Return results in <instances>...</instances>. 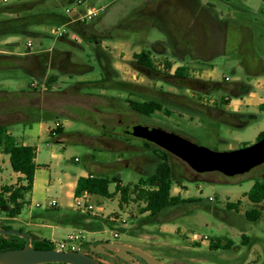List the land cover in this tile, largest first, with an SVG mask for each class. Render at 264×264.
<instances>
[{
	"label": "rangeland",
	"instance_id": "1",
	"mask_svg": "<svg viewBox=\"0 0 264 264\" xmlns=\"http://www.w3.org/2000/svg\"><path fill=\"white\" fill-rule=\"evenodd\" d=\"M34 1H40L39 3L42 4L37 5L31 12L22 11L19 7V3ZM81 1L83 3L79 5L78 0H7L3 4V0H0V7L3 8L18 4L15 7L16 13L5 14L1 17L9 19L29 14L55 13L72 19L85 14V11L109 7L111 2L117 1L110 7L108 13L104 14L105 16L95 18L94 23L99 35L112 36V41H106L102 47L104 53L102 55L109 61L108 69L114 73L115 80L143 87L140 91L143 96L162 100L165 108L173 112L170 117L164 113H156L151 118L132 117L123 119V121H133L137 125H156L169 132L190 138L200 146L217 152L234 151L256 143L258 134L264 130V111L259 108L243 109L242 112L246 115L253 116L252 119L246 118L248 123L244 127L236 125L235 120L228 119L227 122L219 118L217 120L201 114H192L186 108L172 104L166 97H160L158 93L186 94L197 101L199 99L200 102L207 103L209 101L219 102L224 97L227 99V105L230 103V96L221 90L212 91L209 95L190 90L180 91L178 87L150 79L134 67L133 55L143 50L152 53L155 67L160 71L167 70L166 63L173 65L169 72H174L178 66L186 65L191 61L189 56H186L185 61H179L171 54L169 46L173 40H177L178 33L168 32L166 27L155 18L138 15L141 12L142 0ZM203 1L212 4L218 15L227 22L229 21L231 25L235 22L251 30L250 49L264 63V0ZM187 2V0H176L174 4L177 7L181 5L187 8ZM224 24L222 29L228 26ZM58 27L63 28L67 37L61 38L55 34ZM27 32L0 36V123L9 124V129L13 131L18 143L25 142L36 148L42 178L46 182L50 181L53 188H50L47 193L42 189L43 191L33 198L32 195H28L22 214L16 220H10L1 214L0 225H11L14 230L22 229L31 233L33 237H37L34 233H39L44 239L55 243L65 241L72 233H82L86 239L80 245L81 252L83 249L104 246L106 243H117L141 249L166 264H264V203L262 219L258 223L248 222L245 219V212L250 208V203L244 196L256 180L264 179V165L245 175L231 178L219 173L195 177L183 171V165L174 159L176 163L181 164L174 174V178L181 180V183L174 186L172 195L199 201L165 211L158 221L166 222V224L146 226L142 232L136 229L138 219L144 217L141 214V204L130 202L120 208V200L117 196L113 199L94 196L91 201L95 210L101 209L106 217L114 218L116 214L118 215L114 230L105 228L104 231L97 233H83L82 231L76 233L71 225H58L52 222L48 215L52 212L46 210L47 203L56 200L62 208L75 204V201L70 198L69 183L73 181L67 176L80 174L81 170L89 164L90 159L97 164H115L119 159L130 162L128 165L121 164L104 169V173H98V175L118 178L123 186L138 183L142 177L152 173L155 167L151 164L148 166L144 164V166L141 162H133L135 157H147L144 155L147 153H117L124 149L117 147L119 149L111 150L100 141V128L116 133H128L129 128H126L123 123H118L117 120L122 118L116 117L114 113L118 111L119 105L126 104L124 101L129 97L125 93L114 90L101 92L97 89L76 85L77 81L102 79L104 62L96 53L97 47L91 48L82 34L66 26L37 24L30 26ZM29 41L33 43L32 51L37 54L48 51L45 57L49 58L52 55L51 50L69 53L71 62L84 66V68L60 71L55 66L47 70L45 75L38 74L34 77L27 71L29 66L24 60ZM159 43L165 45L167 49L164 54H162L164 49L161 47L155 50V46ZM212 56L210 65L216 69V73L199 67L198 64L189 66V73L205 80L228 83L239 80L247 85H255L254 74L258 71L255 68L257 66L254 69L243 67L241 48L237 47L235 42L230 41L226 53L219 49ZM53 74L59 76V83L52 88V91L62 92H48L44 86H38L37 92L32 90L39 81L43 83L45 78ZM72 85L75 86L64 90V87ZM22 89L29 90L32 95L21 92ZM86 93H101L106 98L82 95ZM259 94L264 98V93L259 92ZM132 99H138V97L133 96ZM29 106L47 113L27 108ZM114 107L116 109H113ZM99 111L100 114L97 113ZM60 112L66 113L73 120L53 115ZM24 115L30 116L31 120L25 119ZM58 118L64 121L63 129L66 138L61 144L64 150L55 152L58 145L50 139L40 140L36 124L44 121L47 128H52L55 127ZM130 143L137 147L141 145L139 139H133ZM94 146L95 148H91ZM54 152L58 155L53 156ZM2 159L0 160V174L5 171L4 182H10L13 170L9 161L4 170L5 160ZM2 183L3 180H0V187ZM115 187V184H111L110 191L114 192ZM237 201H241L238 210L227 209L228 203ZM58 213V215H64L70 212L64 209ZM28 223L44 226L33 228L28 226ZM121 226L128 231L123 234L117 230ZM131 231L138 236H132ZM115 234L119 237L116 238ZM194 235L203 239L207 237L209 242H193ZM242 235L249 237L248 246L243 245ZM217 239H222L224 243L230 239L234 242V246L228 251L211 250L210 242ZM108 252L117 253V251ZM110 254L102 255L99 260L103 264H147L139 257H136V260L126 261Z\"/></svg>",
	"mask_w": 264,
	"mask_h": 264
},
{
	"label": "trees",
	"instance_id": "2",
	"mask_svg": "<svg viewBox=\"0 0 264 264\" xmlns=\"http://www.w3.org/2000/svg\"><path fill=\"white\" fill-rule=\"evenodd\" d=\"M39 2L40 1L19 3V7L22 9V11L31 12L37 5L42 4ZM3 3L6 2L3 1L2 4ZM16 6H18V4L10 7H0V36L25 34L28 33L27 30L30 26H34L37 24H53L54 26H66L72 28L73 30H77L78 32H80V34L82 35L85 34L83 33V30L89 28V34L94 39L95 45L97 46V52L101 50L100 45L102 41L96 40V38L99 37L102 39H112L111 35H99L100 33L96 31L97 29L94 26L95 20L86 23H72L71 21L73 18L71 19L63 17L55 13H44L42 15L29 14L24 17L16 16L14 18L2 19V15L16 13ZM65 37L67 36H63L61 38ZM47 53L48 52L43 54L47 56ZM152 56L153 55L151 52L143 50L140 53H136L133 55L134 60L132 64L138 70V72L149 77L150 79L163 81L166 84L173 86L171 84V81H169V78L173 77L171 75V72H169L172 69L173 65L171 63H166L165 67L167 70L160 71L155 67ZM103 67H105V70L102 68L104 70L102 79L81 83L80 86H84L85 88L89 89L105 91L114 90L116 92L127 94L129 98L124 101L126 104L124 103L125 105H119V107H117L118 111L114 114H130L131 118H151L156 113H164L166 116L170 117L173 114L170 109L165 108L164 102L162 100L147 98L146 96H143L140 92L143 90V87L130 82L115 80L114 73L108 69V65H105ZM188 75L189 68L186 66H178L175 69V78H185ZM58 83L59 76L57 74H53L45 78L43 83L39 81V83H37L36 87L34 88V91L37 92L36 89L38 88V86H44L46 91H51L52 88ZM222 92L226 93L223 90ZM26 94H31V92H27ZM85 95L100 97V95H98L97 93H86ZM133 96H137L138 99H132ZM226 105L227 99L222 97V99L218 102V106L222 108ZM27 108L39 110L44 114L47 113L34 107L29 106ZM113 109H116V107H114ZM27 120H31V117ZM57 122L60 121L57 120L56 123ZM100 131L102 137H109L113 139L116 138L123 142L130 143L131 140L137 139L126 132L117 134L116 132H111L101 128ZM63 134L64 130L62 127L53 130L52 132L53 138L60 137ZM262 139H264V132H261L258 135L256 142H259ZM139 140L141 141L140 147H137L132 144L133 147L129 148L128 152L147 153L144 155H147L148 158L152 159V161H154L153 164H155V169L152 173L142 177L138 183L129 186H123L120 180L116 177L110 178L108 176H102L98 174H91L88 177H81L78 179L77 182V186L75 189V198L81 196L83 193L101 196L107 199H113L114 197L119 195L120 208H123L130 202L141 204V214L144 217L138 219V227L136 229L142 232L144 231V228L146 226L166 224V222L158 221V218L165 211L172 208L184 206L186 204L196 203L199 200L183 199L178 195H172V190L174 186L181 183V180H176L174 178V157L150 142L141 139ZM133 148L135 150H132ZM0 152L9 157L12 170L15 173L23 175V178L20 179L19 185L2 186L0 189V215L3 214L8 219L15 220L22 214V211L26 205L25 198L33 190L34 178L37 170V165L35 163L36 149L32 146L18 143L15 136L8 134V128L2 125L0 126ZM129 163L130 162H127L123 165H128ZM119 165L121 164L116 165V167ZM111 184L116 185L114 192L110 191ZM244 196L248 199L250 203V208L245 212V219L251 223H258L262 219L263 215L264 179L256 180L249 192H247ZM240 204L241 201H237L236 203H228L227 209L231 211L238 210ZM49 212H52L48 214L49 219L52 222L58 225H71L76 229L88 233L101 232L104 231L105 228H110L111 230H114L117 225V221L112 220V217L82 214L79 212L69 213L67 215H58L59 213L55 209H52ZM0 228L6 230L14 229L11 225H0ZM117 230H119L123 234L128 231L122 226L119 227ZM18 231L26 233L31 237L32 246L35 249H55L54 243L51 240L35 236L33 237L31 233L25 232L22 229H19ZM130 234H132V236H138L135 235L134 231H131ZM242 240L244 246H248L250 244V239L246 235H242ZM25 245L26 241L20 237L0 235V252L14 249H22L25 247ZM233 246L234 242L230 239L226 240L225 243L222 239H217L216 241H211L209 247L211 250L228 251L231 250Z\"/></svg>",
	"mask_w": 264,
	"mask_h": 264
},
{
	"label": "flooded vegetation",
	"instance_id": "3",
	"mask_svg": "<svg viewBox=\"0 0 264 264\" xmlns=\"http://www.w3.org/2000/svg\"><path fill=\"white\" fill-rule=\"evenodd\" d=\"M175 1L176 0H157L155 2L150 3L141 12V14L147 15V17L155 18L159 23L163 24L166 27V30H168V32L173 31L174 33H178L177 40H173L171 44L174 45L175 51L177 50V52L179 53V54L174 53V55H177V59L179 61H185L186 56H189V58L191 59L198 58L204 62L208 60L211 61L213 57L212 55L214 54L215 51H217L216 46L218 45V40H217L218 38L216 36L217 34L216 25L212 22L213 20L209 16L210 15L209 12L207 10L200 9L201 22L199 23L192 19L194 14L196 13L195 11L200 5V0H187L189 2V3L187 2L188 4L187 8H184V6L182 7L181 5H178L177 7V5L174 4ZM83 33H85L83 34V36L85 37L91 36L89 34L90 32H87L85 30H83ZM158 47H161L163 49L166 48L165 45L159 43L155 46L156 51L159 50ZM50 52L52 53V55L50 54L51 56L48 58L45 57L44 54H37L33 52L32 49L31 50L26 49V52L24 54V60L28 63L29 66L27 67V71L31 75L36 77L38 74L45 75L47 70L55 66H57V69L60 71L62 70L69 71L72 69L76 70L81 68L70 62L69 54H61L59 52H56L55 50H51ZM186 67L189 68V66ZM102 68L105 70V67ZM174 72H171V75L173 77H170L169 81H171L173 87H179L180 91L190 90L199 94L209 95L212 91L223 90L227 94L233 95L246 90L247 87L246 84L243 82L226 83V82H218L215 80H205L195 77L190 73L185 78H175ZM73 87L74 85L68 88H73ZM32 90L34 91V89ZM158 94H160L161 95L160 97L162 98L166 97V99H168V101H170L172 104H178L183 108H186L192 114H201L217 120L219 118L222 121H227V122L228 119L234 120L239 118V115L237 114L225 112L224 110H222L218 106V101H209L207 103L202 101L200 102L199 99L197 101L186 94H173V93H165V92L163 93L161 92ZM24 117L25 119H30V116L24 115ZM116 117L122 118L121 120L118 119L117 122L126 125L127 128H129L128 133H130V127L132 125H137L133 121H126V120L123 121V119H130L131 118L130 114H126V115L116 114ZM147 126L157 127L156 125H147ZM157 128H162V127H157ZM100 141L108 145V147L111 148L112 150H116L124 147V144L116 139L113 140L101 139ZM124 148L129 149L128 147H124ZM174 159H177L178 162L183 165V171H186V173H188L189 175H193L195 177H202L208 174H216V173H208V174L195 173L190 169V167L186 163H184L183 161H181L176 157L173 158L174 173L178 170V167L181 165L176 163ZM133 162L136 163L141 162L143 165L145 164L146 166H148L154 161H152V159L148 157L147 158L135 157L133 159ZM118 164L119 163L117 162L115 164H108L105 166L107 168H112V167H116V165ZM98 165H102V164H98ZM96 247L83 249L82 252L87 254H92L93 253L92 248H96ZM107 254L110 253L109 252L97 253L96 257L100 259L102 255H107ZM110 255L111 256L114 255L115 257L122 259L118 255V253H114Z\"/></svg>",
	"mask_w": 264,
	"mask_h": 264
},
{
	"label": "crops",
	"instance_id": "4",
	"mask_svg": "<svg viewBox=\"0 0 264 264\" xmlns=\"http://www.w3.org/2000/svg\"><path fill=\"white\" fill-rule=\"evenodd\" d=\"M155 1H157V0H142V4L140 5L142 7H141L140 11L142 12L150 3L155 2ZM115 2H117V1H115ZM115 2H111L109 7L102 8L101 12L99 14V17L104 15L106 12L108 13V11L110 10V7ZM200 9L207 10L209 12V14H210L209 16L213 20L212 22L216 25V28H217L216 36L218 38L217 39L218 40V45L216 46V50L220 49L222 52L226 53L227 49L229 47L230 41L235 42L237 44V47L241 48V52H242V56H243L242 57L243 60H242L241 63L243 65V67L247 68V69H251V68L254 69V67L257 66L255 68L258 69V71L254 74V78L256 79L255 85L251 86V85H247L246 84V86H247L246 90H244L242 92H239L237 94L230 95V101H229L230 103H229V105H226V106L221 108L225 112L234 113V114L239 115L238 119H234L237 122L236 125H238L239 127H244L248 123L246 121V118H248V119L251 118L252 119L253 116L246 115L244 112H242L243 109L249 110L251 108H259V110L264 111V98L259 94V92L264 93V78H263L264 77V63L262 62V60L259 57L256 56L255 52H253V50L250 49V46H251L250 45L251 44V35H252L250 29L246 28L243 25L235 23V22H233L234 25H231L229 23V21L227 22L226 20H224L223 18H221L218 15V12L216 11L215 7L212 4L205 3L203 0H200V5L198 6L197 10L195 11L196 13L194 14L192 20H194L196 22H199V23L201 22V15H200L201 11H200ZM85 12H87V11H85ZM141 12H140V14H141ZM140 14H138V15H140ZM126 18H128V17H126ZM224 23H226L228 26L225 29H222L221 27L225 25ZM116 27H118V26H116ZM74 31L78 32L77 30H74ZM85 31L89 32V28H87ZM78 33H80V32H78ZM84 38H85V41L88 43V45L91 48H94L96 46L94 44V39L91 36H87V37L84 36ZM96 40H101L102 41L101 46H100L101 50L99 52H96V53H97L98 57L100 58V60L104 62L103 65H102V67H103L105 65H108L109 61H108V59H106V57H104L102 55V54H104L103 51H102V47H103V45H104V43L106 41H112V39H104L103 40L102 38L98 37V38H96ZM169 47H170L171 54L173 55V57L177 58V56L174 55V53H178V52H177V50L175 51L174 45H172L170 43ZM165 49H164V52L162 54L167 52L166 51L167 49L166 50ZM59 53H61V54H69V53H65V52H62V51H59ZM69 59H70V62H71V55H70ZM190 63H191V65H190ZM190 63H187L184 66H195V65L198 64L199 67H204V68L209 69L210 71L212 70L214 73H216V69L213 66L210 65L211 61H209V60L204 62V61H201L198 58H193V59H191ZM74 65H76L78 67H81V68H84V66H80L78 64H74ZM180 66H183V65H180ZM87 82H89V81H87ZM235 82L238 83V82H241V81L237 80ZM81 83H86V82L77 81L76 85H80ZM65 88H66V90L69 89L67 86L64 87V90H65ZM99 91L102 92L104 90H99ZM21 92H30V91L22 89ZM48 92L60 93L62 91H52L51 90V91H48ZM82 95H85V94H82ZM98 95H100V97H103V98L105 97L104 95H101V93L100 94L98 93ZM92 97H97L98 98L99 96H92ZM97 113L100 114L101 112L99 111ZM54 115H56L57 117L62 116V117H66L69 120H73L72 117H70L69 115H67L66 113H63V112L54 113ZM58 121H60V123H62V128H64V121L59 120V118H58ZM19 122H22V121H19ZM2 125L6 126L8 128V134H11V135L14 136L13 131L9 129V124L0 123V126H2ZM36 125L38 126L37 127V132H38V136L40 137L39 138L40 140L50 139L54 144H57L58 145V149H55V152H56V150L59 151V152L61 150H64V146H62L61 144H62L63 140L66 138V133L65 132L60 137L53 138L52 132H53L54 127L47 128L45 123H44V121L43 122L40 121ZM262 132H264V130ZM99 137L101 139H103V140H113V138H109V137H102V136H99ZM116 140L120 141L119 139H116ZM120 142H122L124 144V147H128V148H132L133 147V145L131 143L123 142V141H120ZM22 144L23 145L32 146V145L27 144L25 142H23ZM124 147L121 148V149H124V152H128V149H126ZM91 148H95V146L91 147ZM98 149H100V148H98ZM55 152H54L53 156H57L58 155ZM119 152L122 153L123 151H118L117 153H119ZM2 158H4V160H5V164H4L3 168H4V170H6V166L8 164L7 161H9V164H10V160H9V157L7 155H4L3 153L0 152V160H3ZM127 162L128 161L121 160V159L118 160L119 164H124V163H127ZM35 163L37 165V170H36L35 178H34V186H33L32 192L28 194V195H32V198L35 197V195H37L40 191H43L42 189H44L45 192L47 193L50 190V188H53V186H52L50 181L46 182L42 178V175H41L42 174V170L40 169V166H39V164L37 162V150H36ZM105 165H108V164L98 165L97 163H95L94 161H92L90 159L89 164H87L85 166L84 170H81L80 174H73L71 176L70 175L67 176V178L69 180L73 181L72 183L71 182L69 183V186H70V189H71L70 198H72L75 201V189H76L77 182H78L79 178L88 177L91 174L104 173L103 172L104 169H107V167ZM151 165H155V164L151 163ZM143 171L144 170H142V172ZM4 173H5V171H4ZM4 173L0 174V180H3V183L1 184L2 186H16V185H19L20 184V179L23 178V175H21L19 173H15L13 171V177L11 176V179L9 180L10 182H4V176H3ZM1 187H0V189H1ZM94 196L95 195H88V200L91 202L92 198ZM117 197L120 198L119 195H117ZM25 200H26V198H25ZM52 201H56V200H52ZM49 202H51V201H49ZM48 203H47V205H48ZM52 209H55L58 212H61V210H64V209L68 210L70 213L77 212L74 203L69 205L68 208H62V207L59 206V203L57 202V206L55 208H47L46 210L50 211ZM64 215H67V214H64ZM98 215L102 216V217H106L103 214H98ZM27 225L31 226L33 228L44 226V225H40V224H37V223H33V224L32 223L31 224L28 223ZM75 231L77 233V231H82V230L74 228V232ZM82 232H85V231H82ZM34 234L37 237H39V238H43V237H41V235L39 233H34ZM72 234H75V233H72Z\"/></svg>",
	"mask_w": 264,
	"mask_h": 264
},
{
	"label": "water",
	"instance_id": "5",
	"mask_svg": "<svg viewBox=\"0 0 264 264\" xmlns=\"http://www.w3.org/2000/svg\"><path fill=\"white\" fill-rule=\"evenodd\" d=\"M129 134L156 145L186 163L198 174L219 173L231 178L245 175L264 165V139L242 149L217 152L200 146L187 137L153 126L132 125ZM0 235L17 236L26 241L22 249L0 252V264H103L96 254L108 251H117L126 261L139 257L147 264H166L141 249L117 243L99 245L92 248V254H87L72 250L35 249L28 234L14 229L0 228Z\"/></svg>",
	"mask_w": 264,
	"mask_h": 264
},
{
	"label": "built area",
	"instance_id": "6",
	"mask_svg": "<svg viewBox=\"0 0 264 264\" xmlns=\"http://www.w3.org/2000/svg\"><path fill=\"white\" fill-rule=\"evenodd\" d=\"M4 2H7V0H3ZM79 5L83 3V1L78 0L77 2ZM101 12V9H90L83 15H78L77 17L72 19V23L75 22H80V23H86L94 20L99 16ZM70 13V12H68ZM55 34L58 37H63L66 36V33L64 32L62 27H58L55 31ZM33 43L32 41H29L27 43V49H32ZM62 127V123L57 122L55 123V127L53 130H56L58 128ZM88 195L87 193H83L81 196L75 198V208L76 211L82 214H92L99 216L98 214H102V210H95V207L91 204V202L88 200ZM57 206L56 201H51L48 203L47 208H55ZM37 207H40V205H37ZM117 214L115 217H112V220L118 221L117 219ZM84 233V232H83ZM116 238L119 237L118 234L114 235ZM86 239V237L81 233V234H71L67 237V239L61 243H54L55 249L56 250H61V251H80V245L82 244L83 240ZM193 242H198V243H205L206 241L209 242L208 238L206 237L203 239L202 237H199L198 235H194L192 238Z\"/></svg>",
	"mask_w": 264,
	"mask_h": 264
}]
</instances>
